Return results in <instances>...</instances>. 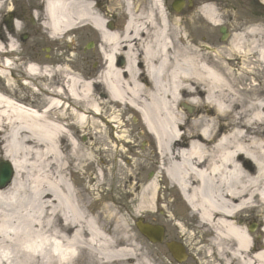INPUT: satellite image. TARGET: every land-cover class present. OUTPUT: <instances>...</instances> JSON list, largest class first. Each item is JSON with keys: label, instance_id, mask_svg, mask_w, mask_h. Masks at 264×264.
Here are the masks:
<instances>
[{"label": "bare ground", "instance_id": "6f19581e", "mask_svg": "<svg viewBox=\"0 0 264 264\" xmlns=\"http://www.w3.org/2000/svg\"><path fill=\"white\" fill-rule=\"evenodd\" d=\"M16 1L40 8L27 19L57 40L95 34L111 108L137 112L155 158L149 177L138 173L146 157L134 146L122 154L131 140L126 124L106 120L109 103L92 98L93 82L64 60L25 67L26 76L46 82L32 92L38 102L13 93L17 45L0 38V158L14 173L0 189V264H167L169 242L188 246L184 264H264V237L252 234L258 223L243 219L264 205V20L235 34L227 56L203 58L175 38L181 26L166 22L167 0ZM197 2L191 15L208 26L228 14L213 0ZM113 20L119 29L107 27ZM121 46L131 78L140 74L132 48L141 50L150 89L134 84L120 93L112 61ZM80 132L89 143L79 142ZM169 190L192 224L174 215ZM137 219L165 228L163 239L148 243L132 228Z\"/></svg>", "mask_w": 264, "mask_h": 264}, {"label": "flooded vegetation", "instance_id": "af4514ba", "mask_svg": "<svg viewBox=\"0 0 264 264\" xmlns=\"http://www.w3.org/2000/svg\"><path fill=\"white\" fill-rule=\"evenodd\" d=\"M213 2L218 6L219 10L222 12H228L227 15L221 14L218 17V22L216 26H208L203 23L196 25V27L203 28L202 31H197L196 34L190 32L188 35V41L187 43L192 44L194 46H199L201 49H203L204 53L208 55V51H210L212 54L214 52H222L223 49H225L224 44L227 42H222L223 35L221 34V29L225 30V40H229L231 36L234 34L233 32H237L239 34L241 30H244L246 28L252 27L254 24L253 19H248L250 15H253V8L252 5L255 3V6L257 10L260 12L262 11V7H264V4L261 0H213ZM241 6H244L245 8H241ZM264 13V12H263ZM12 24L19 22L18 20L22 21V17L17 16L16 14H13ZM189 18L188 15H181L179 17V23H181V28H187L189 20L186 19ZM191 21V20H190ZM4 23L2 22V25ZM4 26V25H3ZM13 27V25H12ZM10 39L15 43H21V44H28L25 53V59H32V54L34 51L38 52L41 48V43L45 41V36L37 30L28 29L27 27L22 26L21 30L12 28L9 31ZM174 36V35H172ZM184 37V36H183ZM3 40L5 39L2 34L1 37ZM32 40H34V43L32 44ZM177 42L176 40H174ZM186 42V41H185ZM85 46V50L81 48V51L84 53V61L90 60L93 63H96L95 65H92V68L94 71H97V64L102 62V53L99 50V43L98 40L95 39L94 42H91L88 44V48ZM53 47L50 48L52 50ZM135 52L136 56L134 57L135 64L134 67L140 68V74L139 76H134L133 78L130 77L128 71L129 67V59L126 57V52H128L127 47L121 46L120 50L116 52V54L113 56L112 65L115 69V71H120V75L116 78H113L116 81V85L119 88L120 93L127 95L126 93L131 90L134 86V84H138L140 86H146L147 88H151V82L147 74L144 72V62H143V55L139 48H132ZM25 51V52H26ZM88 51V52H87ZM110 51V49L106 48V52ZM91 52V53H90ZM208 52V53H207ZM89 54L88 56H86ZM207 57V56H206ZM63 63V62H61ZM91 81V85L93 87V90L100 92V95L107 98L109 97L110 90L108 88V83L110 81L105 82L103 79H99L96 76L93 78H87ZM99 79V80H98ZM98 80V82L96 81ZM107 83V87L106 84ZM123 113V112H122ZM128 114V112L126 113ZM126 124V136H128L131 140L138 141L140 143L141 148H147L150 146H153V139L150 136L149 132L146 131L141 122L137 119H128L124 121ZM129 132V135H128ZM125 137V134H124ZM151 151V148L150 150Z\"/></svg>", "mask_w": 264, "mask_h": 264}, {"label": "rangeland", "instance_id": "374dc122", "mask_svg": "<svg viewBox=\"0 0 264 264\" xmlns=\"http://www.w3.org/2000/svg\"><path fill=\"white\" fill-rule=\"evenodd\" d=\"M0 1H2V0H0ZM34 1H37V0H34ZM171 1L172 0H167L168 10H169V5L171 4ZM185 1H187V0H185ZM192 1L194 3H197V0H192ZM12 3H13V7L15 8L14 1ZM241 8H245V7L241 6ZM27 10L28 9L25 8L24 6L22 7V11H23L22 14H23L24 17H26L27 14H28ZM256 13H258V12H256ZM256 13H253V15H250L248 17V19L256 18L257 17ZM2 14H4V10H0V18L2 17ZM112 22H114V20ZM30 24L31 23H29V21L26 20V27L28 29L35 30L34 27L32 25H30ZM115 24L117 25V23H115ZM192 33H194V32H192ZM188 35H189V33H188ZM95 39H96V36L93 33H90V32L73 34L69 39L67 38V39L63 40L61 43L56 44L57 46H55V44H54L55 51L52 52V55H51L52 58H51L50 61H54L53 58H55V57L57 58L58 61H59V58L60 59H65L67 61H68V59L72 58V60L75 61L74 60V56H76V58H75L76 61L75 62L72 61L73 63H75V65L73 64V67H71V68L74 69L79 75H82V76H85V77H88V78H93L96 72L91 68L92 61H90V60H85L84 61L85 57H84V53L81 51V48L84 51L85 50V46L87 44L91 43V42H94ZM33 43H34V40H32V44ZM16 44H17V52L11 58L10 65H9V73H10L9 77L11 79V76H12L13 79L17 81L15 83V81L13 80L14 82L11 84L12 92L15 93L16 95H18L19 97H28L29 99H32V101L38 102L39 99L32 98V92H35V93L39 92L40 88L46 85V82L44 84H42L39 81L30 80L32 82L31 83L29 82L28 84H29V86H32L33 88H35L34 91L32 89H30L31 87H29V86H24V87L20 86L21 83H22L21 79H20L22 77L21 76V69L24 68L23 61L27 60V59H25V55L24 54L27 53L26 48H27L28 44H20V43H16ZM45 45H46V43H45V41H43L41 43V46H45ZM67 45H69V46H67ZM74 47H76L78 49L76 52H74V50H73ZM56 48H57V50H56ZM33 53L40 54V55H38L37 59L45 61V55H44V53H42V49L40 51H38V52L34 51ZM223 53L226 56L228 55L226 49L223 50ZM36 54H32V55L34 57H36L37 56ZM86 56H88V58H89L90 55L87 54ZM203 56H205V55L203 54ZM0 64H1V61H0ZM52 75H54V74H52ZM56 78L60 79V77L58 75H56ZM4 86H6V83H4L2 80H0V89H4ZM44 88H46V87H44ZM181 95H185V93L182 92ZM92 98L96 99V101H98L99 103L104 101V100H102L101 95L98 92V90L95 91L92 94ZM41 100H44V98H40V101ZM115 109L116 108H112V109L111 108H106L104 110L105 113H106L105 114L106 120L111 121L112 119H115L117 117L122 119L123 121L131 119L132 114H129V117L123 116L124 114H122L120 112H117ZM121 109L126 115V113H127L126 109H123V108H121ZM195 111H194V114H192L193 118L197 117L196 116L197 114H196ZM183 112H185V111L183 110ZM82 136H83V132H80V135H78V137H77L79 142L82 143V144L89 143V140L87 139L88 137L83 140ZM133 141L134 140H128V142H127L128 146L126 148H122V150H121L122 154H131L133 152V149L131 148L132 146H134L136 148V150L141 155H144L145 157H147V154H150L149 153L150 147H148V149L141 150L140 143L138 141H135V143H136L135 144V143H133ZM1 159L2 158H0V160ZM144 160H145L144 161L145 166H143V168H139L138 173L144 172V177L147 178V177H149V174H151L150 171L153 170V168H154V166H153L154 159H153V157H148V158H145ZM128 167L130 168V166H128ZM169 192H170L169 195L172 197V201L176 200L174 205H170L171 208H172V211L174 212V215H176L177 217L182 218L185 221H188V224H192L193 221H195L193 216L188 211H186V208H184V206H182L180 204V202L177 199L176 193L173 190H169ZM168 201L171 202V200H168ZM244 216L245 217H243V218L247 219L249 224L251 223V220H253V219H254V221L256 223H258V228L254 232H256L257 236L259 234H261V231L263 229V224L261 225L260 223L263 221V218H264V209L260 208V209H258L256 211H251L250 213L247 212V213H245ZM246 216H248V217L246 218ZM131 225H132V228L135 229V227L133 225V221H131ZM205 237H208V235L205 236ZM201 240L205 241V240H208V239L207 238H201ZM183 246H184V250H185L186 254L188 255V252H189L188 246L184 245V244H183ZM170 262H173L175 264H181V263H177L176 261H174L172 259V257L168 253V260L165 261V263L169 264ZM184 262L182 264H184Z\"/></svg>", "mask_w": 264, "mask_h": 264}, {"label": "water", "instance_id": "95a60500", "mask_svg": "<svg viewBox=\"0 0 264 264\" xmlns=\"http://www.w3.org/2000/svg\"><path fill=\"white\" fill-rule=\"evenodd\" d=\"M178 8V5L177 7ZM13 170L8 162L0 161V189L5 188L11 181ZM137 227L140 232L148 236L152 241H161L163 236V230L160 227L149 226L147 224L137 223ZM168 250L172 254L173 258L182 261V248L174 243L167 245Z\"/></svg>", "mask_w": 264, "mask_h": 264}]
</instances>
